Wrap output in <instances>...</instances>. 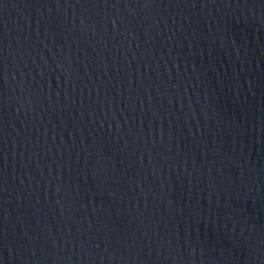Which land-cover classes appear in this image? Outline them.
<instances>
[{"label": "water", "instance_id": "water-1", "mask_svg": "<svg viewBox=\"0 0 264 264\" xmlns=\"http://www.w3.org/2000/svg\"><path fill=\"white\" fill-rule=\"evenodd\" d=\"M0 264H264V0H0Z\"/></svg>", "mask_w": 264, "mask_h": 264}]
</instances>
